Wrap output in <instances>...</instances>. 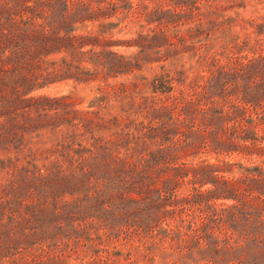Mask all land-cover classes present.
Masks as SVG:
<instances>
[{"label":"trees","instance_id":"trees-1","mask_svg":"<svg viewBox=\"0 0 264 264\" xmlns=\"http://www.w3.org/2000/svg\"><path fill=\"white\" fill-rule=\"evenodd\" d=\"M249 10L264 0H0V264H264ZM68 83L87 107L36 96Z\"/></svg>","mask_w":264,"mask_h":264},{"label":"rangeland","instance_id":"rangeland-1","mask_svg":"<svg viewBox=\"0 0 264 264\" xmlns=\"http://www.w3.org/2000/svg\"><path fill=\"white\" fill-rule=\"evenodd\" d=\"M246 18H261L264 17V11H259L257 14H253V10H249L247 13L243 15ZM117 39L120 40H125V39H130V37L126 36H119ZM213 45H215L213 43ZM119 53L125 54V55H132L137 53L136 49H118L117 50ZM188 68V66H187ZM122 81V80H119ZM36 96H44L48 97L51 99H60L62 97H67V96H72L75 100L77 99L79 102H82V108L87 107L89 101L95 96L94 92L91 91V87H86V86H78L75 88V86L72 83L68 84H59V85H54L49 88H46L44 90L39 91ZM44 120V119H43ZM42 120V121H43ZM47 122V121H46ZM43 134H46V131H42ZM44 142L49 141L48 138L43 139ZM235 158V161L242 160V162H246L245 159H240V157H233ZM214 159H212V162ZM13 260H8L5 258V261H3L2 264H13Z\"/></svg>","mask_w":264,"mask_h":264}]
</instances>
